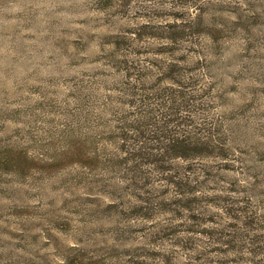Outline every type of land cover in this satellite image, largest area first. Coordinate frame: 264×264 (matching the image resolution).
I'll use <instances>...</instances> for the list:
<instances>
[{
    "label": "rangeland",
    "instance_id": "obj_1",
    "mask_svg": "<svg viewBox=\"0 0 264 264\" xmlns=\"http://www.w3.org/2000/svg\"><path fill=\"white\" fill-rule=\"evenodd\" d=\"M126 60L195 76L173 185L115 168ZM0 264H264V0H0Z\"/></svg>",
    "mask_w": 264,
    "mask_h": 264
},
{
    "label": "trees",
    "instance_id": "obj_2",
    "mask_svg": "<svg viewBox=\"0 0 264 264\" xmlns=\"http://www.w3.org/2000/svg\"><path fill=\"white\" fill-rule=\"evenodd\" d=\"M124 64L115 85V168L135 185L154 174L173 185L174 160H194L218 148L195 76L170 62ZM81 154L89 159L86 149Z\"/></svg>",
    "mask_w": 264,
    "mask_h": 264
}]
</instances>
